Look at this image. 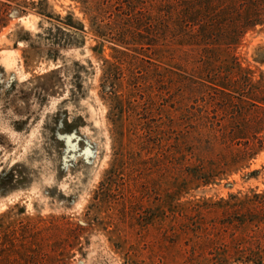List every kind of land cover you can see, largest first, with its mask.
Segmentation results:
<instances>
[{
  "label": "rangeland",
  "instance_id": "374dc122",
  "mask_svg": "<svg viewBox=\"0 0 264 264\" xmlns=\"http://www.w3.org/2000/svg\"><path fill=\"white\" fill-rule=\"evenodd\" d=\"M94 15L0 0V240L30 237L18 264H185L214 203L264 196V25L206 55L163 39L134 70Z\"/></svg>",
  "mask_w": 264,
  "mask_h": 264
},
{
  "label": "trees",
  "instance_id": "16d2710c",
  "mask_svg": "<svg viewBox=\"0 0 264 264\" xmlns=\"http://www.w3.org/2000/svg\"><path fill=\"white\" fill-rule=\"evenodd\" d=\"M82 1L90 12L95 13L93 20L103 23L99 28L106 32L104 35L108 32L125 46L126 51H116L117 63L130 60L129 65L134 70L138 62L152 65L153 60H159L158 46L163 39L170 38L174 42L180 38L206 55L216 46H238L249 31L264 25V0H158L156 6L148 5L147 0ZM123 5L126 6L124 9ZM116 68L119 67L116 65ZM129 81L132 88L139 89L140 85L134 82L138 79L132 77ZM132 95L133 91H130ZM215 206L223 209L219 229L213 225L212 229H218L216 234H206L195 241L188 239L194 245L185 264H264V242L250 233L251 226L260 222L256 218L264 215V196L256 195L254 202L248 200L240 205L221 200L212 208ZM227 232H231L230 235ZM40 233L36 231L35 234ZM32 245L30 237L18 235V232H14L11 239L0 240V248H5L4 253L0 250V264L26 261L24 257L36 253ZM197 254L211 257L199 261ZM42 256L55 259L57 254Z\"/></svg>",
  "mask_w": 264,
  "mask_h": 264
}]
</instances>
